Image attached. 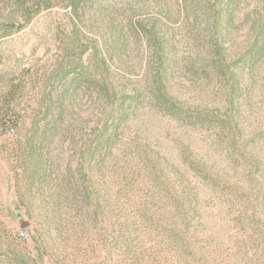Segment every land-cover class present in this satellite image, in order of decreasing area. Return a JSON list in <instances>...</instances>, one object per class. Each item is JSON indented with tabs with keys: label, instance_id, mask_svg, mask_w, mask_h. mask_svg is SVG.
Instances as JSON below:
<instances>
[{
	"label": "rangeland",
	"instance_id": "374dc122",
	"mask_svg": "<svg viewBox=\"0 0 264 264\" xmlns=\"http://www.w3.org/2000/svg\"><path fill=\"white\" fill-rule=\"evenodd\" d=\"M262 30L264 0H0V264H264Z\"/></svg>",
	"mask_w": 264,
	"mask_h": 264
},
{
	"label": "trees",
	"instance_id": "16d2710c",
	"mask_svg": "<svg viewBox=\"0 0 264 264\" xmlns=\"http://www.w3.org/2000/svg\"><path fill=\"white\" fill-rule=\"evenodd\" d=\"M213 22L216 24L220 19V10H213ZM141 31H144L143 28H140ZM260 37H258L257 41L255 40L250 46L248 47L247 52L243 55L246 58L251 59L255 57V55L261 56L264 53V30L259 34ZM160 56V55H159ZM212 62L215 64L214 67L219 70L220 73L227 76V79L231 81V87L234 83L233 80V74H230L228 72L230 66L225 64L224 60V54L222 53V48L219 46L216 38L214 41V46L212 50V55H210ZM159 74V72L156 74V76ZM155 87L157 90L151 91V95L153 98L158 99L160 98L162 100L163 108L166 109L168 113H170L172 116L179 115L183 112V107L179 105V103H176V100L170 96L168 93L164 92V83L160 79L159 75L158 77H155L153 81ZM9 93V92H8ZM228 112H230V116L232 117L231 110H232V101L228 100ZM229 115V114H228ZM8 122H11L12 124H16L15 120L8 118V120L3 121V125H6ZM30 168V167H29ZM25 170H29L28 167H25Z\"/></svg>",
	"mask_w": 264,
	"mask_h": 264
},
{
	"label": "built area",
	"instance_id": "2783aa9c",
	"mask_svg": "<svg viewBox=\"0 0 264 264\" xmlns=\"http://www.w3.org/2000/svg\"><path fill=\"white\" fill-rule=\"evenodd\" d=\"M20 235H22V233H19Z\"/></svg>",
	"mask_w": 264,
	"mask_h": 264
}]
</instances>
